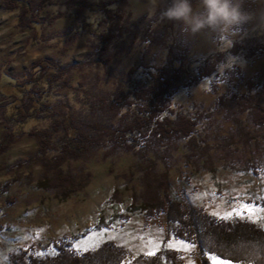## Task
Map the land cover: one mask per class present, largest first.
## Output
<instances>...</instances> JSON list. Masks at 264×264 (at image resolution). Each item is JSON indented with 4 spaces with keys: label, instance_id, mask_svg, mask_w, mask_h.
<instances>
[{
    "label": "rangeland",
    "instance_id": "obj_1",
    "mask_svg": "<svg viewBox=\"0 0 264 264\" xmlns=\"http://www.w3.org/2000/svg\"><path fill=\"white\" fill-rule=\"evenodd\" d=\"M146 2L128 0L123 12L129 28L114 41L111 63L104 65L96 55L99 40L91 34L64 43V37L76 27L75 8L69 0H56L54 5L44 8L39 15L38 32L19 24L20 8H7L4 0H0V77L8 73L21 78L34 62L43 58L58 61L63 67L82 65L73 68L69 83L59 82L53 95L54 105L62 115L73 114L78 120H97L108 125L115 120L100 110L92 111L86 99L121 92L129 68L141 62L149 66L159 64L166 66L170 75L171 45L187 49L192 60L216 52L222 43L244 39L250 31L262 30L264 36V0H243L248 19L241 25L226 32L206 28L196 34L184 32L182 24L160 21L158 17L150 19L144 10ZM197 2L192 0L194 7ZM85 16L94 24L102 17L89 11ZM136 31L138 39L134 40ZM241 67L243 78H234L237 92H245L246 79L253 77L260 84L254 93L256 102L264 106V53ZM183 80L174 85L173 107H189L195 102L205 116L196 133L197 150L185 140L176 141L170 147L168 171L172 196L195 207L201 206L221 219L248 220L264 228V123H255L248 112H240L233 96L225 97L224 102L216 105L219 94L227 92L226 81H221L218 94H214L212 82L208 80L190 90L185 88L186 74ZM33 124L43 127L48 122L41 120L29 126ZM5 130L0 116V138ZM38 144L35 137L26 134L6 153L0 154V221L5 228L0 231V264H11V255L26 248L32 254H54L47 246L50 240L90 230L100 220L114 224L92 230L76 241L75 249L83 252L98 249L110 240L130 252L122 264H134L138 256L154 255L162 248L178 250L185 264H200L196 245L169 233L164 214L148 219L136 209L129 221L118 217L127 213L135 202V195L142 193L136 155L120 151L105 157L100 148L88 159L69 160L63 166L64 171L72 169L81 176L86 174L89 183L78 193L61 199L57 191H45L37 186L45 170L41 163L28 161ZM166 167L165 162H159L160 172ZM10 182L9 195L17 200L8 205L1 190ZM243 205H250L251 211L242 209ZM227 213L232 215L224 218ZM211 261L212 264H235L219 257Z\"/></svg>",
    "mask_w": 264,
    "mask_h": 264
},
{
    "label": "trees",
    "instance_id": "obj_2",
    "mask_svg": "<svg viewBox=\"0 0 264 264\" xmlns=\"http://www.w3.org/2000/svg\"><path fill=\"white\" fill-rule=\"evenodd\" d=\"M56 0H4L7 8H20L19 24L33 27L38 32L41 26L40 13ZM74 6L76 27L64 37L69 44L84 34L98 38L96 50L98 60L109 65L114 41L125 35L129 24L125 21L123 9L128 0H69ZM101 14L99 23L94 24L85 12ZM104 25L101 30L100 26ZM133 39H138L134 32ZM170 75L166 66L138 63L129 68L127 80L121 92L107 97L87 98L92 111L100 110L115 123L103 125L100 121L85 122L73 114L62 115L55 107L53 95L59 82L69 83L73 65L63 67L60 62L43 58L34 62L21 78L2 73L0 77V116L6 130L0 138V154L6 153L18 139L31 135L36 138L38 149L28 162H39L43 169L37 186L45 191H57L61 199L78 193L88 185V176L79 175L72 169L64 171L63 166L71 159H88L98 149L104 156L126 151L139 159L142 193L135 195V202L127 213L118 217L129 221L132 213L139 209L148 219L164 214L169 233L197 247L200 264H212V256L230 260L235 264H264V228L248 220L221 219L203 208L184 203L172 196L169 178L170 147L176 141L185 140L196 147V133L205 113L195 102L189 107H173L174 85L188 77L186 89L201 86L207 80L211 90L218 94L221 81H226L227 92L219 94L216 105L233 96L240 112H248L252 121L264 123V106L256 102L254 93L260 85L253 77L246 79V91L237 92L236 76L243 78L241 64L256 60L264 53V36L261 31H250L244 39L222 43L216 52L206 57L189 58V51L171 45ZM47 120L48 125L36 127L31 123ZM194 151L193 153H195ZM197 153V152H196ZM167 166L158 170L159 162ZM84 174V172L82 173ZM88 175V174H87ZM12 182L3 185L1 193L6 203L13 204L17 197L9 195ZM181 196H184L183 192ZM264 203V201H263ZM114 222L100 220L94 228L82 231L47 244L54 254L47 256L30 253L22 249L12 254L11 264H122L130 252L124 246L106 240L97 249L79 251L76 241L86 237L92 230L112 227ZM5 228L0 221V231ZM176 249L158 250L154 255L144 254L135 258L134 264H185Z\"/></svg>",
    "mask_w": 264,
    "mask_h": 264
},
{
    "label": "clouds",
    "instance_id": "obj_3",
    "mask_svg": "<svg viewBox=\"0 0 264 264\" xmlns=\"http://www.w3.org/2000/svg\"><path fill=\"white\" fill-rule=\"evenodd\" d=\"M243 0H147L145 11L149 18L183 25V31L196 34L206 28L226 32L248 19Z\"/></svg>",
    "mask_w": 264,
    "mask_h": 264
},
{
    "label": "snow or ice",
    "instance_id": "obj_4",
    "mask_svg": "<svg viewBox=\"0 0 264 264\" xmlns=\"http://www.w3.org/2000/svg\"><path fill=\"white\" fill-rule=\"evenodd\" d=\"M243 208H248L249 211H251V206H250V205H243V206H242V209H243ZM213 214L215 215V213H213ZM236 214H237V215H240V211H237ZM231 215H232V213H227L226 216H225L224 218H228V217H230ZM181 243H183V242H181ZM211 259H212L213 261H216L217 257L213 256V257H211Z\"/></svg>",
    "mask_w": 264,
    "mask_h": 264
}]
</instances>
